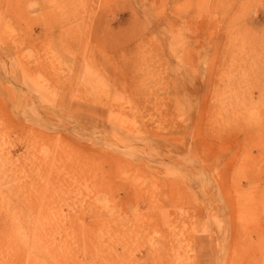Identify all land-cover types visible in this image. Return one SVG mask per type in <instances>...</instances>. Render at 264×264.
Returning a JSON list of instances; mask_svg holds the SVG:
<instances>
[{"label": "rangeland", "instance_id": "1", "mask_svg": "<svg viewBox=\"0 0 264 264\" xmlns=\"http://www.w3.org/2000/svg\"><path fill=\"white\" fill-rule=\"evenodd\" d=\"M0 32V264H264V0H0Z\"/></svg>", "mask_w": 264, "mask_h": 264}, {"label": "bare ground", "instance_id": "2", "mask_svg": "<svg viewBox=\"0 0 264 264\" xmlns=\"http://www.w3.org/2000/svg\"><path fill=\"white\" fill-rule=\"evenodd\" d=\"M188 2H190V0H188ZM187 3V2H186ZM180 4V3H179ZM180 5H182V6H185V5H187V4H180ZM6 34H2V32H0V41H3V38H5L4 36H5ZM3 37V38H2Z\"/></svg>", "mask_w": 264, "mask_h": 264}]
</instances>
